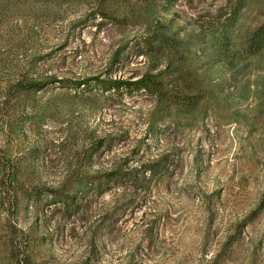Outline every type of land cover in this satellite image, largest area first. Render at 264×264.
Wrapping results in <instances>:
<instances>
[{
	"label": "rangeland",
	"instance_id": "374dc122",
	"mask_svg": "<svg viewBox=\"0 0 264 264\" xmlns=\"http://www.w3.org/2000/svg\"><path fill=\"white\" fill-rule=\"evenodd\" d=\"M0 12V264H264V0Z\"/></svg>",
	"mask_w": 264,
	"mask_h": 264
},
{
	"label": "trees",
	"instance_id": "16d2710c",
	"mask_svg": "<svg viewBox=\"0 0 264 264\" xmlns=\"http://www.w3.org/2000/svg\"><path fill=\"white\" fill-rule=\"evenodd\" d=\"M1 13V12H0ZM264 36V24L258 26L251 34V39H257L259 37ZM264 43H261L256 46L254 52L258 51L261 47H263ZM33 86V85H32ZM36 86H39L37 84ZM101 91L113 90L117 92L124 91H145L149 92L158 97H162L165 95V92L161 90L160 84L158 82L151 81L150 78L140 77L135 80H123V79H115V80H101L98 85Z\"/></svg>",
	"mask_w": 264,
	"mask_h": 264
}]
</instances>
